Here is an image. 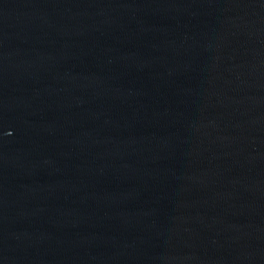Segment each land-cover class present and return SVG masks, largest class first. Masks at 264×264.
<instances>
[{
    "label": "water",
    "instance_id": "1",
    "mask_svg": "<svg viewBox=\"0 0 264 264\" xmlns=\"http://www.w3.org/2000/svg\"><path fill=\"white\" fill-rule=\"evenodd\" d=\"M0 264H264V0H0Z\"/></svg>",
    "mask_w": 264,
    "mask_h": 264
}]
</instances>
